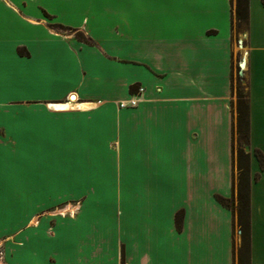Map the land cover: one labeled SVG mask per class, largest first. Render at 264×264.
<instances>
[{"label":"crops","instance_id":"crops-1","mask_svg":"<svg viewBox=\"0 0 264 264\" xmlns=\"http://www.w3.org/2000/svg\"><path fill=\"white\" fill-rule=\"evenodd\" d=\"M54 1L77 15L56 26L88 41L45 0H0L4 264H236L216 198L233 193L232 0ZM243 66L264 264V0H249Z\"/></svg>","mask_w":264,"mask_h":264},{"label":"trees","instance_id":"trees-1","mask_svg":"<svg viewBox=\"0 0 264 264\" xmlns=\"http://www.w3.org/2000/svg\"><path fill=\"white\" fill-rule=\"evenodd\" d=\"M233 15L231 20L232 34L235 26L245 24L248 29L249 23V0H232ZM62 28L76 31V36L80 39L88 41L84 33L77 28ZM237 70V77L235 76ZM242 72L241 63L235 66L232 61V92L236 99L233 104V126H232V188L231 197L217 195V199L231 209L234 215V231L236 230L240 236V242L237 248L234 246V255L236 264H250V212H251V146H250V105L248 97V84H243L244 78L240 74ZM131 91H138L137 85L131 86ZM254 154L258 157L260 166L264 168V154L255 148ZM259 177V173L256 178ZM183 212L180 211L176 215L177 227H182Z\"/></svg>","mask_w":264,"mask_h":264},{"label":"rangeland","instance_id":"rangeland-1","mask_svg":"<svg viewBox=\"0 0 264 264\" xmlns=\"http://www.w3.org/2000/svg\"><path fill=\"white\" fill-rule=\"evenodd\" d=\"M46 3L48 5H50L52 8L58 9V13H52L55 14L56 17H51L50 14H48L47 12H43L42 13L48 18L50 19V21L52 22L54 28L58 31H62L66 34H74L73 31L70 30H63L59 27L56 26V21H60V18H64V19H73L75 20L77 18V15L71 11H65L62 10L63 5L61 6L60 4H58L56 1L54 0H45ZM245 24H241L239 26H235V30L233 33V42H234V63L235 66L238 65L239 63H241L242 66V72L240 73L242 75V77L244 78L243 84H246V70L245 67L243 66V60L246 54V50H247V31L245 29ZM237 70H235V76L237 77ZM219 194H216V196ZM217 198V197H216ZM219 201V200H218ZM77 205V204H75ZM77 209V208H76ZM76 209H73V211H68V212H64V215H72L76 212ZM61 210V209H60ZM59 210V211H60Z\"/></svg>","mask_w":264,"mask_h":264},{"label":"built area","instance_id":"built-area-1","mask_svg":"<svg viewBox=\"0 0 264 264\" xmlns=\"http://www.w3.org/2000/svg\"><path fill=\"white\" fill-rule=\"evenodd\" d=\"M141 90L142 88L139 87L137 92H140ZM137 103H138V98L136 97V95H134L128 101H121L120 106L121 107L135 106ZM4 262H5V252H4L2 245L0 244V264H4Z\"/></svg>","mask_w":264,"mask_h":264},{"label":"bare ground","instance_id":"bare-ground-1","mask_svg":"<svg viewBox=\"0 0 264 264\" xmlns=\"http://www.w3.org/2000/svg\"><path fill=\"white\" fill-rule=\"evenodd\" d=\"M57 106L62 107V106H64V105H57Z\"/></svg>","mask_w":264,"mask_h":264},{"label":"water","instance_id":"water-1","mask_svg":"<svg viewBox=\"0 0 264 264\" xmlns=\"http://www.w3.org/2000/svg\"><path fill=\"white\" fill-rule=\"evenodd\" d=\"M72 97H74V96H72Z\"/></svg>","mask_w":264,"mask_h":264}]
</instances>
